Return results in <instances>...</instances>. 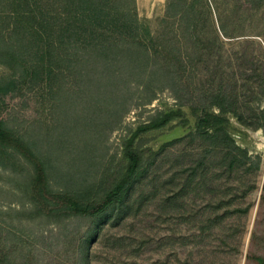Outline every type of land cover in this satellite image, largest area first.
Listing matches in <instances>:
<instances>
[{
  "label": "rangeland",
  "instance_id": "obj_1",
  "mask_svg": "<svg viewBox=\"0 0 264 264\" xmlns=\"http://www.w3.org/2000/svg\"><path fill=\"white\" fill-rule=\"evenodd\" d=\"M135 2L155 36L173 28L181 36L167 12L195 2L206 32L199 41L213 50L176 85L135 82L106 98L72 69L37 82V0H0V89L15 88L0 93L1 120L44 162L48 191L95 193L105 182L110 191L126 172L133 133L181 112L136 140L144 167L123 202L99 217L52 215L37 195L34 162L0 147V264H264V0ZM7 54L17 55L15 65ZM219 91L232 106L225 127L240 149L235 167L231 155L223 160L229 148L197 127Z\"/></svg>",
  "mask_w": 264,
  "mask_h": 264
},
{
  "label": "trees",
  "instance_id": "obj_2",
  "mask_svg": "<svg viewBox=\"0 0 264 264\" xmlns=\"http://www.w3.org/2000/svg\"><path fill=\"white\" fill-rule=\"evenodd\" d=\"M173 7L170 4L169 10ZM201 15L195 2L187 6L178 5L171 14L167 12L166 17L173 19V26L179 25L184 30L182 37L174 32V28L155 36L149 29L143 28L146 22L139 19L135 0H37V82L52 83L56 69L61 73L66 72L65 69H72L81 77L85 89L94 91L93 96L106 98L114 92L115 86L123 92L135 82L158 84L160 88L176 85L181 72L190 68L196 72L203 62L202 55L213 50L211 44L201 45L199 41V36L206 34L205 27L200 25ZM209 18V14L205 15L201 24ZM166 23V19L162 21V25ZM220 31L225 38H229L228 30L222 24ZM183 37L190 44L187 49L181 45L180 38ZM27 55L25 52L24 57ZM16 56L7 54L6 63L15 65ZM14 89V83L10 82L0 89V93L9 97ZM209 99L212 102L202 110L197 127L205 134L211 132V138L217 139L214 147L229 148L228 156L223 158L226 160L235 150L240 151L225 127L229 122L226 115L231 112L232 106L222 91L210 95ZM214 110L219 112L214 113ZM180 115V111L163 113L133 133L124 148L128 161L126 172L119 176V181L110 191H106V182L95 193L63 191L55 194L48 191L44 162L33 154L27 144L5 128L1 115L0 147L23 149L24 156L34 162L37 195L52 215L99 217L115 202L124 200V195L144 167L143 154L135 151L136 140L148 131L166 127ZM238 156L237 153L232 156L231 167H235ZM245 156L246 153H241V158ZM102 193L103 198L96 199ZM52 203L54 205L50 206Z\"/></svg>",
  "mask_w": 264,
  "mask_h": 264
},
{
  "label": "bare ground",
  "instance_id": "obj_3",
  "mask_svg": "<svg viewBox=\"0 0 264 264\" xmlns=\"http://www.w3.org/2000/svg\"><path fill=\"white\" fill-rule=\"evenodd\" d=\"M259 148L264 149V140L261 138H258Z\"/></svg>",
  "mask_w": 264,
  "mask_h": 264
}]
</instances>
